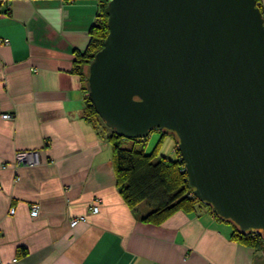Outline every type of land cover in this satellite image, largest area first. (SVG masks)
Listing matches in <instances>:
<instances>
[{
  "label": "crops",
  "instance_id": "0c3cea01",
  "mask_svg": "<svg viewBox=\"0 0 264 264\" xmlns=\"http://www.w3.org/2000/svg\"><path fill=\"white\" fill-rule=\"evenodd\" d=\"M98 2L0 0V115H12L0 118V264H264V249L231 240L206 208L152 224L143 204L123 201L71 72ZM16 151H34L37 164L15 165Z\"/></svg>",
  "mask_w": 264,
  "mask_h": 264
},
{
  "label": "water",
  "instance_id": "95a60500",
  "mask_svg": "<svg viewBox=\"0 0 264 264\" xmlns=\"http://www.w3.org/2000/svg\"><path fill=\"white\" fill-rule=\"evenodd\" d=\"M87 97L116 135L171 133L192 193L264 239V17L256 0H109Z\"/></svg>",
  "mask_w": 264,
  "mask_h": 264
},
{
  "label": "trees",
  "instance_id": "16d2710c",
  "mask_svg": "<svg viewBox=\"0 0 264 264\" xmlns=\"http://www.w3.org/2000/svg\"><path fill=\"white\" fill-rule=\"evenodd\" d=\"M109 0H99L95 19L88 30V43L83 51H73V68L71 72L79 77L80 91L83 95V118L98 135L107 140L111 151V162L114 169L116 186L125 204L130 209L143 204L149 212L142 221L160 224L170 215L181 211L190 213L196 208H206L219 221L218 216L211 212V207L200 202L192 193L186 179L183 162L176 149L174 160L160 158L154 161L155 150L150 154L144 152L145 139L124 138L110 130L96 114L87 97L88 69L94 56L103 47L108 34L105 7ZM262 16L264 9L260 0H256ZM126 145V146H125ZM223 222L231 226L230 239L251 248L264 249V239L258 232H240L232 222Z\"/></svg>",
  "mask_w": 264,
  "mask_h": 264
},
{
  "label": "rangeland",
  "instance_id": "374dc122",
  "mask_svg": "<svg viewBox=\"0 0 264 264\" xmlns=\"http://www.w3.org/2000/svg\"><path fill=\"white\" fill-rule=\"evenodd\" d=\"M154 150V161L160 158L174 160L177 156L175 153L174 136L171 133H164L161 130H153L150 132L144 142V152L150 154Z\"/></svg>",
  "mask_w": 264,
  "mask_h": 264
},
{
  "label": "built area",
  "instance_id": "2783aa9c",
  "mask_svg": "<svg viewBox=\"0 0 264 264\" xmlns=\"http://www.w3.org/2000/svg\"><path fill=\"white\" fill-rule=\"evenodd\" d=\"M0 118L7 120V119H11L12 115H10L9 113H4L0 115ZM14 164L28 166V167L34 166L37 164L36 153L34 151H16L14 154ZM98 204H99V200L95 199L93 201L92 206L90 207V211L92 213H96L98 211ZM38 209L39 207L37 204H32L29 208L30 216H36ZM13 213H14V209L10 208L9 214L12 215ZM83 220H84L83 216L73 218L69 221V225L72 227L79 221H83Z\"/></svg>",
  "mask_w": 264,
  "mask_h": 264
},
{
  "label": "clouds",
  "instance_id": "9594fccd",
  "mask_svg": "<svg viewBox=\"0 0 264 264\" xmlns=\"http://www.w3.org/2000/svg\"><path fill=\"white\" fill-rule=\"evenodd\" d=\"M57 11H60V10H57Z\"/></svg>",
  "mask_w": 264,
  "mask_h": 264
}]
</instances>
